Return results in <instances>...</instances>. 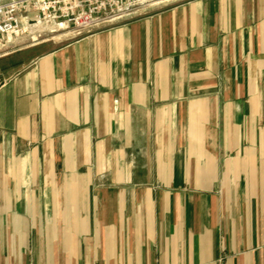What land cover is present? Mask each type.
I'll return each mask as SVG.
<instances>
[{
    "label": "crops",
    "instance_id": "obj_1",
    "mask_svg": "<svg viewBox=\"0 0 264 264\" xmlns=\"http://www.w3.org/2000/svg\"><path fill=\"white\" fill-rule=\"evenodd\" d=\"M0 264H264V0L0 42Z\"/></svg>",
    "mask_w": 264,
    "mask_h": 264
},
{
    "label": "built area",
    "instance_id": "obj_2",
    "mask_svg": "<svg viewBox=\"0 0 264 264\" xmlns=\"http://www.w3.org/2000/svg\"><path fill=\"white\" fill-rule=\"evenodd\" d=\"M142 0H5L0 2V42L34 24L66 22L77 32L129 13Z\"/></svg>",
    "mask_w": 264,
    "mask_h": 264
},
{
    "label": "rangeland",
    "instance_id": "obj_3",
    "mask_svg": "<svg viewBox=\"0 0 264 264\" xmlns=\"http://www.w3.org/2000/svg\"><path fill=\"white\" fill-rule=\"evenodd\" d=\"M2 1H5V0H0V2H2Z\"/></svg>",
    "mask_w": 264,
    "mask_h": 264
}]
</instances>
